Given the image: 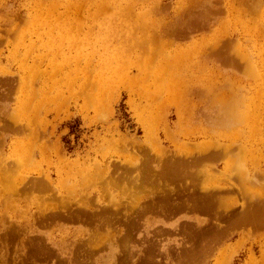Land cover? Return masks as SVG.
Returning <instances> with one entry per match:
<instances>
[{
    "label": "rangeland",
    "instance_id": "1",
    "mask_svg": "<svg viewBox=\"0 0 264 264\" xmlns=\"http://www.w3.org/2000/svg\"><path fill=\"white\" fill-rule=\"evenodd\" d=\"M199 2L0 0V264H264V225L228 239L216 231L264 197V0H204L202 26L171 32L182 14L195 20ZM229 38L240 57L246 47V67L212 52ZM213 144L232 154L192 155ZM168 151L172 177L154 171H168ZM48 172L52 189L17 190ZM215 185L235 186L226 204L168 213ZM85 203L91 219L43 216Z\"/></svg>",
    "mask_w": 264,
    "mask_h": 264
},
{
    "label": "bare ground",
    "instance_id": "2",
    "mask_svg": "<svg viewBox=\"0 0 264 264\" xmlns=\"http://www.w3.org/2000/svg\"><path fill=\"white\" fill-rule=\"evenodd\" d=\"M202 1H204V0H201V2H199V3H197V5L199 6V7H202V8H205V4H204V2H202ZM206 1V0H205ZM210 1V0H209ZM242 1H244L245 2V0H242ZM254 2H255V0H253ZM208 2V1H207ZM207 2H205L207 5L208 4H211L212 5V2H210V3H207ZM248 2V1H247ZM252 3V2H251ZM261 3V2H260ZM244 4V3H243ZM249 4H250V2H249ZM248 4V5H249ZM211 5H209V6H211ZM247 5V4H246ZM247 5V6H248ZM252 5H253V3H252ZM257 5H259V4H257ZM197 6V7H198ZM245 6V5H244ZM246 6V7H247ZM211 7H213V5L211 6ZM210 7V8H211ZM250 7V6H249ZM252 7H254V6H252ZM207 8H209V7H207ZM207 8H205V9H203L202 11H197L196 12V14H197V16L195 17V20H191V21H187V20H183V15L184 14H186V13H184V14H182L181 15V18H179L178 19V27H175L174 29H173V31H171V32H173V33H178L179 35H181L182 36V34H186V32L185 31H188V30H192V29H194V28H198L199 26H202V21H205V13H206V10H208ZM214 8V7H213ZM248 8V7H247ZM254 8H256V3H255V7ZM253 8V9H254ZM198 9H200V8H198ZM249 9H251V8H249ZM188 11H190V10H188ZM220 11V10H219ZM256 11V10H255ZM200 12V13H199ZM222 12V11H221ZM251 12H252V10H251ZM253 12H254V10H253ZM255 13V12H254ZM256 13H258V12H256ZM195 14V13H194ZM212 14V13H211ZM208 15H210L209 13H208ZM192 16H193V14H192ZM206 18H209L208 16L206 17ZM255 18V17H254ZM212 19V18H211ZM207 20V19H206ZM186 22H187V24H186ZM183 24H184V26H183ZM204 24H205V22H204ZM198 26V27H197ZM178 31V32H177ZM173 33H171V34H173ZM231 38H233V37H231ZM231 38H229L228 40L226 39L225 40V46L223 47V48H221L220 50H214V51H212L213 53H216L217 55H219V53H220V56H222V58H223V60L228 64V65H230V66H233V67H246V65L247 64H250V61H249V59H248V61L246 62V60H245V55H246V52L244 51V49H246V47H243L242 45H240V47L242 48H240V53H241V57H240V55H239V51H235V52H233L234 51V49H233V44L235 43H233V41H232V39ZM234 39V38H233ZM235 40V39H234ZM237 42V41H236ZM264 46V45H263ZM223 49H225V50H223ZM211 50H213L212 48H210V51ZM224 51H225V53H224ZM215 57V56H214ZM252 66V65H251ZM249 67H250V65H249ZM253 68V69H252ZM251 69L252 70H254V67H252ZM246 69V68H245ZM248 70H250V68H247ZM244 70V69H243ZM252 70H250V72H253ZM242 72V71H241ZM248 73V72H247ZM255 73V72H254ZM255 75V74H254ZM256 76V75H255ZM254 76V77H255ZM12 80V79H11ZM248 110V109H247ZM233 112V111H232ZM248 115V114H247ZM256 115H250V117H251V119L254 121V120H257V118L255 117ZM257 116H258V121H259V125H260V121H261V118L264 120V108H262V110H261V112H259L258 114H257ZM252 121V122H253ZM256 127V126H255ZM14 128H16L15 130H17V128H18V130H19V128L20 127H18V126H15ZM17 130V131H18ZM21 130V129H20ZM214 145V147H209V148H200V149H198V151H197V153H193L192 155L194 156V157H197V156H199V154H204V156H209V158H219V157H226L230 152H231V154H232V151H233V149L230 147V146H225V145H221V144H213ZM142 151V150H141ZM147 151V150H146ZM169 153H171L170 151H168V155L167 156H170V154ZM143 154V156L145 155L144 153H142ZM150 154V153H149ZM172 154V153H171ZM63 155H64V153H63ZM164 155H165V153H164ZM175 155V154H174ZM186 155V154H185ZM146 157L148 156V154L147 155H145ZM150 156V155H149ZM176 156V155H175ZM180 156H182V155H180ZM203 156V155H202ZM162 157H164V156H162ZM153 158V157H152ZM143 159V158H142ZM160 158H158V160H159ZM174 159V158H173ZM180 159V161H182L183 160V162L184 163H187L189 160H190V155H186V156H182V157H180L179 158ZM192 159V158H191ZM148 160V159H147ZM161 160V159H160ZM159 160V161H160ZM168 160H170V162H169V164H168V167H167V170L168 171H162L161 169L163 168H161V166H163V165H159L160 163H159V161H158V166H160V167H158V168H160V170H158V168H154V171L155 170H157L158 172H160L161 174H167V176L168 177H172V175H175V174H177L179 171H177V170H175L174 168H173V162H172V159H171V156L170 157H168ZM222 160V159H221ZM152 161V160H151ZM179 161V162H180ZM63 162H65L66 164H69V165H71L72 167H76V166H78L79 164H78V162H77V160L76 161H70V162H67V161H65V160H63ZM129 162V161H128ZM127 162V163H128ZM165 162V161H164ZM206 162V161H205ZM130 163H132V162H130ZM155 163H157V162H155ZM161 163H162V161H161ZM151 164L153 165V162H151ZM189 164V163H188ZM200 164V163H199ZM65 165V164H64ZM202 165V164H201ZM129 166V165H128ZM138 165H136V166H129L128 167V170H130V169H132V168H134V167H137ZM154 166V165H153ZM152 166V167H153ZM157 166V165H156ZM155 166V167H156ZM167 166V165H166ZM190 166H191V164H190ZM13 167V166H12ZM142 167V166H141ZM193 167V166H192ZM117 168V167H116ZM127 168V167H126ZM140 168V167H139ZM195 168V167H194ZM199 168V167H198ZM110 169H112V168H110ZM119 169V168H118ZM117 169V170H118ZM190 169V168H189ZM200 169V168H199ZM212 169V168H211ZM210 169V170H211ZM13 170V169H12ZM133 170V169H132ZM193 170V169H192ZM196 170V169H195ZM198 170V169H197ZM143 171V170H142ZM201 172H202V170H200ZM205 171V170H204ZM215 172H216V170H214ZM118 172V174H119V171H117ZM141 172V171H140ZM185 172H186V170H185ZM184 172V173H185ZM214 172V173H215ZM59 173H60V171H59ZM148 173V172H147ZM187 173H189V172H187ZM217 173V172H216ZM132 174V173H131ZM131 174L129 175V176H131ZM145 174V173H144ZM160 174V175H161ZM181 174H183V173H181ZM125 175V174H124ZM142 175V174H141ZM155 175V174H154ZM185 175V174H184ZM211 175V174H210ZM35 176V175H34ZM37 177H34L32 180H29V179H27L26 181H24L23 182V184L24 185H22V187H17V190H19L20 188L22 189V190H29V191H31V189L33 190V188H37V191L36 192H39V191H41L42 189H44V188H46V189H52L51 188V178H52V175H51V172H48V173H45V174H43V175H36ZM126 176V175H125ZM187 176V175H186ZM190 176V175H189ZM192 176V175H191ZM204 176V175H203ZM128 177V176H127ZM134 177V176H133ZM155 177V176H154ZM179 177V176H178ZM206 177H207V175H206ZM205 177V178H206ZM12 178V177H11ZM28 178H29V176H28ZM105 178V177H104ZM114 178H116V175H115V177ZM135 178H137V176L135 177ZM140 178V177H139ZM158 178H160V177H158ZM219 178V177H218ZM31 179V178H30ZM111 179H113V178H110V180ZM117 179V178H116ZM126 179V178H125ZM124 179V180H125ZM150 179H151V177H150ZM220 179V178H219ZM103 180H105V179H103ZM120 180V179H119ZM128 180V179H127ZM127 180H125V181H127ZM132 180V179H131ZM134 180V179H133ZM136 180V179H135ZM138 180V179H137ZM145 180V179H144ZM149 180V179H148ZM148 180H147V182H148ZM165 180V179H164ZM206 180V179H205ZM101 181H102V179H101ZM142 181V180H141ZM150 181H152V180H150ZM191 181V180H190ZM197 181V180H196ZM98 182H100V181H98ZM103 182V181H102ZM110 182H112V180L110 181ZM122 182V181H121ZM130 182V181H129ZM133 182V181H132ZM135 182V181H134ZM133 182V183H134ZM158 182V181H157ZM107 183V182H106ZM105 183V184H106ZM116 183V182H115ZM131 183V182H130ZM132 183V184H133ZM139 183V182H138ZM141 183V182H140ZM158 183H160V182H158ZM179 183V182H178ZM89 184V183H88ZM88 184H86L84 187H88L89 185ZM102 184H104V182L102 183ZM112 184V183H111ZM114 184V183H113ZM112 184V185H113ZM118 183H116V185H117ZM119 184H120V182H119ZM136 184V183H135ZM161 184V183H160ZM166 184V183H165ZM199 184V183H198ZM91 185H93L92 183L90 184V186ZM139 185V184H138ZM137 185V186H138ZM143 185V184H142ZM169 185V184H168ZM170 185H172L173 186V184H170ZM119 186V185H118ZM143 186H146V185H143ZM142 186V188H144ZM148 186V185H147ZM145 187V188H150V186H148V187ZM172 186H170V187H172ZM193 186H195V185H193ZM106 187H107V185H106ZM139 187H141L140 185H139ZM155 187V186H154ZM169 187V188H170ZM38 188H42L41 190L40 189H38ZM144 188V189H145ZM152 190L151 191H153L154 192V190H153V188H151ZM166 189V188H165ZM165 189H164V191H165ZM171 190H170V193H172L173 194V192H174V187H172V188H170ZM198 189V188H197ZM235 186H223V187H221V186H218V185H215V186H212V187H208V188H206L204 191V195H203V197L202 198H200V199H198V198H195L194 200H192V202H190V201H187V200H185V201H183V200H175V201H172V204H171V207H170V211L168 212V213H171L172 214V212H174V211H176V210H181V209H185V208H191V209H197V210H203V211H210V209H213V207L215 206V204L216 203H220V204H222V203H227L228 202V197H226L227 196V193H231L232 191H235ZM11 190V189H10ZM35 190V189H34ZM39 190V191H38ZM80 190V189H79ZM104 190H106L105 188L103 189V191ZM157 190H159L158 189V187H157ZM28 191V192H29ZM42 191H47V190H42ZM55 191V190H54ZM192 191H194L193 189L191 190V192ZM11 192V191H10ZM18 192V191H17ZM33 192H35V191H33ZM106 193L108 192V191H105ZM167 192V191H166ZM181 192V191H180ZM199 192V191H198ZM215 192L216 193H218V192H221L220 193V195L219 196H216L217 194H215ZM16 193V192H15ZM24 193V192H23ZM30 193V192H29ZM32 193V192H31ZM155 193V192H154ZM193 193V192H192ZM196 193V192H195ZM17 194V193H16ZM53 194H55V193H53V190H52V195ZM164 194V193H163ZM203 194V193H202ZM202 194H201V196H202ZM221 194H225L226 196H222ZM234 194H235V192H234ZM14 195V194H13ZM51 195V196H52ZM59 195V194H58ZM57 195V196H58ZM83 195V194H82ZM85 195H86V193H85ZM90 195V194H89ZM92 195V194H91ZM214 195H215V197H214ZM50 196V195H49ZM88 196V195H87ZM96 196V195H95ZM150 196H151V192H150ZM154 196V195H153ZM162 196V195H161ZM194 196V195H193ZM196 196H198V194H196ZM54 197H56V194H55V196ZM68 197V196H67ZM82 197V196H81ZM85 196H83V198H84ZM92 197H93V195H92ZM175 197V196H174ZM41 198H43V197H41ZM58 198V197H57ZM56 198V199H57ZM64 198V197H63ZM63 198H60V199H63ZM66 198V197H65ZM87 198V197H86ZM90 198V197H89ZM94 198V197H93ZM44 199V198H43ZM45 199H46V197H45ZM70 199V198H69ZM79 199H80V197H79ZM79 199H77V200H79ZM151 199H153V198H151ZM64 201H63V203H65V201H67L66 199H63ZM71 200H73L72 198H71ZM89 200V199H88ZM94 200V199H93ZM98 199H96V201H97ZM43 201V200H42ZM76 201V200H75ZM74 201V202H75ZM154 201V200H153ZM45 202H46V200H45ZM68 202H69V200H68ZM70 202H73V201H70ZM109 202V201H108ZM113 202V201H112ZM163 202V201H162ZM75 203H77V202H75ZM110 203V202H109ZM108 203V205H111V204H109ZM147 203H149V201H147ZM235 203H237V202H235ZM248 203H249V205H247V206H244V205H242L241 206V209H240V211H238V212H236V214H238L237 216H239V217H237V219L236 220H234V222L232 221V222H229L228 224H226L225 226H222V223H221V226H219L218 225V227H217V229H216V231L219 233L218 234V236H220L221 238H226V239H228L229 237H231L233 234H234V232H232L231 230H233V229H242V226L243 225H245L246 223H252V224H255V225H257V226H261V225H264V197H259L258 199H252V198H250L249 199V201H248ZM60 204H62L61 202H60ZM60 204H58V205H60ZM92 204V203H91ZM97 204V203H96ZM95 204V205H96ZM163 204H165V203H163ZM246 204V203H245ZM75 205V204H74ZM105 205V204H104ZM107 205V204H106ZM112 205H113V203H112ZM129 205H131V204H129ZM137 205V204H136ZM7 206V205H6ZM63 206V205H62ZM71 206V205H70ZM69 206V207H70ZM60 207V206H59ZM121 207V206H120ZM146 207V206H145ZM42 208H43V206H42ZM42 208H41V210H42ZM51 208H52V206H51ZM54 208V207H53ZM133 208V207H132ZM143 208V207H142ZM159 208V207H158ZM161 208V207H160ZM220 208V207H219ZM235 207H233V209H234ZM44 209V208H43ZM89 209H92L90 206H89V204H84V205H79L77 208H76V210L74 211L73 209L72 210H68V212H65V210H63V209H58V210H54L55 212L54 213H52L53 215H49V214H45V215H43V212L45 211V213H46V210H43V212H42V215L44 216V218H48V219H53V218H55V217H62V218H65V219H69V220H74V219H78V220H82V219H84V218H93V216L89 213ZM106 209V208H105ZM105 209H103V210H105ZM111 209V208H110ZM116 209H118V208H116ZM127 209H128V207H127ZM137 209H138V207H137ZM139 209H141V207H139ZM149 209V208H148ZM151 209V208H150ZM152 210V209H151ZM232 210V209H231ZM48 211H50V210H48ZM91 211V210H90ZM93 211V210H92ZM149 211V210H148ZM159 211V210H158ZM186 211V210H185ZM185 211H184V213H185ZM39 212H41V211H39ZM138 212H139V210H138ZM152 212H154V211H152ZM182 212H183V210H182ZM191 212V211H190ZM106 213V212H105ZM141 213V212H140ZM139 213V214H140ZM163 213V212H162ZM180 213V212H179ZM262 213V214H261ZM40 214V213H39ZM108 214V213H107ZM124 214V213H123ZM224 214V213H223ZM230 214H231V212H230ZM233 214V213H232ZM216 215V214H215ZM219 215V214H218ZM222 215V214H221ZM42 216V217H43ZM105 216V215H104ZM108 216V215H107ZM214 216V215H213ZM36 217V216H35ZM37 217H39V216H37ZM111 217V216H110ZM107 218H109V217H107ZM128 218V217H127ZM136 218V217H135ZM47 219V220H48ZM105 219V218H104ZM38 220H39V218H38ZM45 220V219H44ZM54 220H56V219H54ZM93 220V219H92ZM125 220V219H124ZM138 220V219H137ZM188 220V219H187ZM118 222H119V220H117ZM218 221V220H217ZM44 222V221H43ZM35 223V222H34ZM96 223V222H95ZM122 223V222H121ZM177 223H179V222H177ZM214 223V222H213ZM216 223V222H215ZM217 223H219V222H217ZM37 224V223H36ZM44 224V223H43ZM48 224V223H47ZM176 224V223H175ZM195 224V223H194ZM42 225V224H41ZM199 225V224H198ZM197 224H196V227L198 226ZM201 225V224H200ZM211 225V224H210ZM174 226V225H173ZM178 226V225H177ZM189 226V227H188ZM98 227V226H97ZM104 227V226H103ZM138 227V226H137ZM175 227V226H174ZM173 227V228H174ZM191 227V222H189V221H184L183 223H182V226H180L179 227V230H183V231H185V232H187V231H189L188 229ZM198 228H200L199 226H198ZM125 229V228H124ZM171 229V228H170ZM7 230V229H6ZM16 230V229H15ZM102 230H105V229H102ZM177 230V229H176ZM116 231V230H115ZM124 231H126V230H124ZM170 231H172V230H170ZM240 231V230H239ZM242 231V230H241ZM99 232H100V230H99ZM120 232V231H119ZM177 232V231H176ZM125 233V232H124ZM160 233V232H159ZM1 234V233H0ZM3 234V233H2ZM2 234L0 235L1 237H2ZM16 234V233H15ZM17 234H19V233H17ZM180 234H181V232H180ZM190 234V233H189ZM5 234H3V236H4ZM104 235V234H103ZM106 235V234H105ZM128 235V234H127ZM126 235V236H127ZM117 236V235H116ZM122 236V235H121ZM125 236V234H123V236L121 237V238H123ZM210 238H213V236L211 237L210 236ZM3 239V238H2ZM124 240H125V237L123 238ZM127 239H129V238H126V241H127ZM131 239V238H130ZM129 239V240H130ZM122 240V239H121ZM124 240H123V242H124ZM180 239H178V241H179ZM216 240V239H215ZM39 241V240H38ZM103 241V240H102ZM125 241V242H126ZM192 241V240H191ZM211 241V240H210ZM222 241V240H221ZM31 242V241H30ZM85 243H86V241H84ZM124 242V243H125ZM131 242H133V241H131ZM205 242V241H204ZM218 242V241H217ZM32 243V242H31ZM39 243V242H38ZM177 243H179V242H177ZM190 243H192V242H190ZM193 243H196V242H193ZM26 244H27V242H26ZM80 244V243H79ZM95 244V243H94ZM128 244V243H127ZM126 245V244H125ZM181 245H183V247L186 249V248H188V244L186 243V239H183V242H182V244ZM180 245V246H181ZM209 245H212L211 243L209 244ZM216 245V244H215ZM214 245V246H215ZM144 246V245H143ZM143 246L141 247V249L143 248ZM145 246H146V244H145ZM179 246V245H178ZM192 246V245H191ZM194 246V245H193ZM34 247V246H33ZM202 247V246H201ZM41 248V247H40ZM53 248V247H52ZM155 248V247H154ZM168 248H170V247H168ZM217 248V247H216ZM125 249V248H124ZM158 249V248H157ZM163 249V248H162ZM192 249H194V247L192 248ZM192 249H190V250H192ZM202 249H205V248H202ZM201 249V250H202ZM213 249H215V248H213ZM32 250H34L33 248H32ZM127 250V249H126ZM189 250V251H190ZM27 251V250H26ZM31 251V250H30ZM41 251V250H40ZM43 251H44V249H43ZM61 251V250H60ZM165 251V250H164ZM207 251H209V250H207ZM65 252V251H64ZM72 252V251H71ZM157 252V251H156ZM166 253V255L167 256H169V254H170V252L169 251H165ZM190 252H192V251H190ZM210 252V251H209ZM54 252L52 251V254H53ZM136 253V252H135ZM159 253H160V251H159ZM177 253H178V251H177ZM193 253V252H192ZM200 253V252H199ZM211 254L213 253V252H210ZM210 253H208V254H210ZM224 253H227V249H226V252H224ZM223 253V254H224ZM56 254H57V252H56ZM114 254H116V252L114 253ZM179 254V253H178ZM65 255V254H64ZM67 255V254H66ZM128 255H130V254H128ZM142 255V254H141ZM206 255V254H205ZM23 256V255H22ZM56 256V255H55ZM71 256H72V253H71ZM131 256V255H130ZM139 256H140V254H139ZM179 256V255H178ZM204 256V255H203ZM211 256V255H210ZM67 257V256H66ZM69 257V256H68ZM180 257V256H179ZM34 258V257H33ZM71 258V257H70ZM139 258V257H138ZM178 258V257H177ZM181 258V257H180ZM21 259H22V257H21ZM24 259H25V257H24ZM69 259V258H68ZM82 259V258H81ZM125 259V258H124ZM130 259V258H129ZM203 259V258H202ZM205 260H206V258H204ZM126 260V259H125ZM124 260V261H125ZM140 260V259H139ZM157 260V259H156ZM180 260V259H179ZM179 260H178V262H179ZM182 260V259H181ZM204 260V261H205ZM44 261V260H43ZM91 261V260H90ZM138 261V260H137ZM157 261H159V260H157ZM197 261V260H196ZM195 261V262H196ZM200 261V260H199ZM59 262V261H58ZM121 262V261H120ZM144 262H146L147 264H150L149 262H151V258H146L145 259V261ZM143 262V263H144ZM194 262V261H193ZM60 263V262H59ZM69 263V262H68ZM95 263V262H94ZM122 263V262H121ZM125 263V262H124ZM138 263V262H137ZM169 263V262H168ZM28 264V263H27ZM51 264V263H50ZM66 264H67V262H66ZM96 264V263H95ZM116 264V263H115ZM117 264H119V263H117ZM151 264H153V263H151ZM172 264V263H171ZM179 264V263H178ZM188 264V263H187ZM192 264V263H191ZM195 264H197V263H195ZM215 264H218V263H215Z\"/></svg>",
    "mask_w": 264,
    "mask_h": 264
}]
</instances>
